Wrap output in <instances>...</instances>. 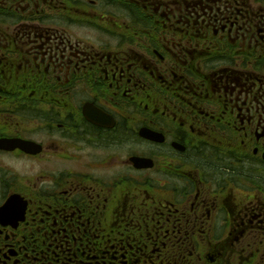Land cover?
<instances>
[{"label": "flooded vegetation", "instance_id": "flooded-vegetation-1", "mask_svg": "<svg viewBox=\"0 0 264 264\" xmlns=\"http://www.w3.org/2000/svg\"><path fill=\"white\" fill-rule=\"evenodd\" d=\"M0 264H264V0H0Z\"/></svg>", "mask_w": 264, "mask_h": 264}, {"label": "rangeland", "instance_id": "rangeland-1", "mask_svg": "<svg viewBox=\"0 0 264 264\" xmlns=\"http://www.w3.org/2000/svg\"><path fill=\"white\" fill-rule=\"evenodd\" d=\"M51 14H53V12H51Z\"/></svg>", "mask_w": 264, "mask_h": 264}]
</instances>
